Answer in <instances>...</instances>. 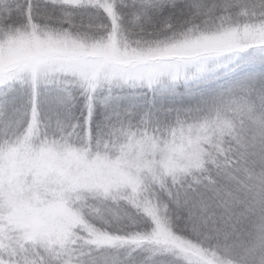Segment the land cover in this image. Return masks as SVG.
Returning <instances> with one entry per match:
<instances>
[{
  "label": "snow or ice",
  "instance_id": "1",
  "mask_svg": "<svg viewBox=\"0 0 264 264\" xmlns=\"http://www.w3.org/2000/svg\"><path fill=\"white\" fill-rule=\"evenodd\" d=\"M0 264H264V0H0Z\"/></svg>",
  "mask_w": 264,
  "mask_h": 264
}]
</instances>
